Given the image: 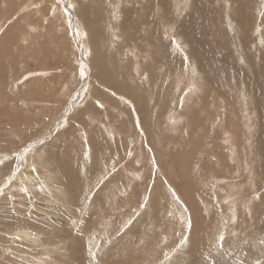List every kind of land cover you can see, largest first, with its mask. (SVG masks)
<instances>
[{
    "label": "rangeland",
    "instance_id": "rangeland-1",
    "mask_svg": "<svg viewBox=\"0 0 264 264\" xmlns=\"http://www.w3.org/2000/svg\"><path fill=\"white\" fill-rule=\"evenodd\" d=\"M263 2L264 0H253L254 8L252 10L258 9L257 12L259 13V8L264 6V4H261ZM193 4L195 5L194 0H0V15L8 12V20L0 21V27L3 29L2 31L0 30V95L7 96L9 91H12L19 96L20 101V104H17V98L10 100L9 103L14 106L11 113L14 111L15 115L12 113V117L5 120L0 119V264H21L22 261H26L29 264H44L47 261L46 258L41 259L44 247L51 248L50 256H53L52 262L54 263L50 262L49 264L80 263L78 256L75 255V252H72L74 251L73 247L76 245L74 241L76 239L75 234L73 239V234H71V231L69 233L66 227L71 224L78 225L83 221H77V212L73 210L74 205L79 203L80 199H82L80 203L82 205L86 195H83L82 190L78 189L81 187L80 184L82 185L79 168L89 172L90 169L93 170L94 168L93 163L99 161H102L104 165H108L107 170L109 172L106 174L102 172L99 180L90 183L94 189L91 195L87 196L88 198L85 197L87 204V207L83 210L85 216L88 217L87 213H90V205L94 204L93 200L96 194L100 195L101 191L109 186L117 188L118 190L116 191H120L121 195L130 194L128 195L127 205L130 210L129 217L122 223L121 220H118V223H121V227L118 225L117 231L112 232V234L110 230L107 235L108 238H105V241L103 240L100 243L101 251L104 254L108 252V247L111 246L110 249H116L117 246H122L124 242L131 240L137 235V231L141 225H144L143 223L146 222L145 226H148L150 219V193L154 188L160 189L162 187L161 189L164 190L162 195L165 193L166 196L170 197L167 206L164 203L163 205L168 211V215L170 214L171 219H176L184 225L190 223L187 216H183L181 210H178L180 198L174 194L175 188L172 186L174 182L171 179L169 181L160 180V178L164 177V173L159 163L164 162L165 169H167V166L170 168L172 165L166 160L167 157L165 156H167L171 148L173 150L180 148L176 141L177 137L187 135L186 137L190 138L191 130H193L190 124H194V122L186 119L185 115H181L183 114L182 111L187 108L192 110L200 102L206 101L199 96L202 93L205 94L204 91L207 92L211 99L217 98V95L210 91L212 87L207 79L192 75L195 67L192 66L191 47L185 36L180 32L181 24H187L188 17L196 12V7ZM205 4L211 8L218 25L221 24L222 32L227 37L229 48L232 50L235 44L234 51L237 46H241L244 49L240 40L242 36H240L239 17H236L233 12H237L238 4L230 1V8L226 10V3H220L218 0H205ZM112 5L114 6L113 9ZM94 7H96L95 10ZM39 10L40 14L33 17ZM191 11L193 12L191 13ZM229 14L234 17L232 27L229 23H224L228 20L226 15L229 16ZM160 15L162 17L159 19ZM23 17H26L28 22L33 19L34 26L40 27L39 32H33L27 22L23 23ZM2 22L6 24L3 26ZM18 27L21 29V34L17 36ZM127 27L129 28L127 29ZM172 31L175 32L173 33ZM168 33H172V36ZM175 34L177 39L182 41L177 42ZM159 39L162 41L160 42ZM255 39L256 37L253 43L257 45ZM115 42L117 43L115 44ZM178 43L181 44V48L178 47ZM254 44H247L245 50L249 52L247 53L246 51V56L251 57L254 55H251L254 51L253 47H256ZM174 47L179 49L177 48V50ZM158 49H162L160 50L161 54L155 56V51ZM178 51H180V55ZM233 56L236 60L240 57ZM184 57L187 58L185 59ZM245 58L247 59V57ZM175 60H179L180 65L182 64L183 66L178 65L179 62ZM196 64L198 66V62ZM153 67L155 68V78L153 77L154 83H151V85L152 78L147 77L151 70L150 68ZM98 68L100 69L99 72ZM81 71L85 75H81ZM189 71L191 73H188ZM113 72L115 73L113 74ZM100 73L108 78L106 81L112 82L113 89L98 79ZM176 74H185L186 76L189 74L190 80H180L172 76ZM135 77L138 78L140 85H133L130 82V85L127 86L129 89H124V85H117L118 83L114 82L126 83ZM111 78L113 81H110ZM176 84H179V87H176ZM232 84L234 85L235 83L225 84L226 92H230ZM220 85L223 86V83H220ZM130 87L135 89L134 94L130 93ZM150 87L153 89L155 87V90L160 88L159 90L161 91L157 94L149 93ZM166 90L168 92L166 98L160 97V92L164 93ZM184 92H189L190 94L185 95ZM21 100L25 103H22ZM40 100L46 101L41 102ZM182 101L185 103L184 105ZM237 102V100L234 101V105L231 106L234 111V117L232 118L234 130L230 133V138H227L221 128V125H223L222 121L219 118L214 119V134L207 131V128H210L212 132L210 126L212 122L203 128L204 140L198 147V155H203L205 158V161L203 159L200 160L204 161L203 163L201 162L202 167L205 166L206 161L210 163L212 159L215 160L213 166H217L219 171H223L221 169L223 163L231 169L230 180L228 181L225 180L223 182L221 178L215 180L211 176H209L210 179L208 178V182L214 188L217 190L222 188L220 192L225 197L230 194L231 184L234 185L237 182H242L243 190H248L250 181L247 172H249L248 170L250 172L254 170V174L259 175L261 183L259 184L258 180L255 179L251 180L255 190L254 194L257 197L252 203L247 200L246 195L243 197L246 205L249 206L248 208L242 203H229L227 199L223 200V198L217 196L216 210L214 209L216 212L213 209L211 210L209 205L205 209L209 216H213L219 211L222 225L218 229L224 238L223 242L220 240L221 235L219 234L215 246H208L203 239L199 238L198 232H195L196 237L188 232L187 236L186 234H184L185 237L183 236V238L181 236L182 239L177 243L178 245L176 244V237H174V249H170L167 252L162 249L158 262L151 264H166L170 260H174L176 255L180 258L181 253L185 254V256L187 254L189 257V252L193 249L198 255H207L206 257L211 261V264H264V175H261V172L264 173L262 169L264 166V153H262L264 152V147H262L260 141L257 142V139L252 137V134H255V129L259 131L260 136L262 129L264 131V126L256 119H254L255 123L249 122L251 120L250 117L245 119L244 115L249 113L246 110L248 106L245 103L240 104ZM149 104L152 107H154V104H160L163 107L157 108L158 105H156L157 107L155 106L153 109ZM171 109H176V111L174 110L173 118H170L172 111L171 114L168 112ZM22 111L25 112L23 113ZM250 112L252 113L253 111L250 110ZM186 114L190 115L191 113L186 111ZM219 114L224 116V112H219ZM179 117L186 121H182L179 124L178 120L179 126H176V130L170 128V124H172L170 122L174 121L175 118L179 119ZM151 118L153 119L151 120ZM4 124L6 127L8 126V129H6ZM185 129L186 132L184 131ZM67 132L68 134H66ZM196 133H198V130ZM3 134L4 136L2 137ZM143 134L145 139L142 142L141 135L143 136ZM192 135L194 134L192 133ZM170 137L173 140L171 142L169 141ZM75 140L77 141L75 142ZM174 141H176L175 144L173 143ZM141 147L143 151L142 165L145 173L144 181H147L150 186L146 185V182H142L145 185L140 183V190L137 189L139 184L137 183L136 188L131 190L129 183H126L127 185L123 183L138 178H135L136 175L133 173H130V177L129 173L124 172L126 165L125 168L123 167L129 161L132 162L133 168L141 165L135 163L138 155L135 152L139 151ZM220 149L225 151L224 153L227 156H224L228 159H223V156L219 157L216 150L221 151ZM112 154L115 155L112 156ZM177 155L178 153L174 152V159H176ZM183 156H185L184 159L186 160L184 166L187 164L185 166L187 168L189 155L186 153ZM172 157L173 155L169 156L170 160ZM21 167L22 173L19 175L23 176L24 174L29 180L24 177L22 179H25V181L15 179L17 177L16 171ZM44 169L46 171L48 169L52 170L51 172L47 171V178H43L46 175V173H43ZM171 170L170 175L176 178L174 176L177 175L176 170ZM181 170L183 172V169ZM209 171L213 173L212 169ZM127 177L130 179H127ZM112 180H115L117 185ZM139 182H141V179H139ZM120 187L123 188V191L120 190ZM86 189L89 191L90 187ZM213 192L214 189H212ZM125 201L126 199L122 196L112 199V208L114 206L124 208ZM117 202L121 204L117 205ZM145 204L148 205L146 206ZM181 206L183 207V205ZM188 206H184V211L189 216L190 209ZM103 214L107 215V219L110 218L107 213L104 212ZM255 214L258 215L256 216ZM144 215L145 217H143ZM116 218L120 219L119 216ZM100 221L101 219L99 218ZM109 223V220H107L106 227ZM158 224L162 225L161 223ZM62 227L63 230L61 231ZM28 229L36 232L35 234H37L41 243L25 241L24 238H19L12 234L14 231L16 233L18 230ZM232 229L235 232L231 233ZM128 230L131 232H128ZM105 231H107V228L102 233H105ZM91 234L86 235V239L95 237L94 234ZM167 236H164L165 240L169 238ZM255 239L257 242L254 241ZM72 244L73 246H71ZM179 248L181 249L180 251ZM31 250L33 254L39 256L34 261L23 258L25 255V257H28ZM202 252L205 253L203 254ZM194 259H197V255H193L188 263L196 264ZM81 260L82 263L83 257ZM173 264H184V262Z\"/></svg>",
    "mask_w": 264,
    "mask_h": 264
},
{
    "label": "bare ground",
    "instance_id": "bare-ground-1",
    "mask_svg": "<svg viewBox=\"0 0 264 264\" xmlns=\"http://www.w3.org/2000/svg\"><path fill=\"white\" fill-rule=\"evenodd\" d=\"M104 1V0H103ZM191 1V0H190ZM220 3H226V9H229V3L230 1L236 2L238 4V10L237 12H234V15L236 17H239V26H240V31H241V43L242 46L244 47L241 48V46H237V48L234 51V47L236 46L235 44L233 45V49L231 50V48H229L228 41H227V37L226 35L224 36L223 32H222V28H221V24L218 25V22L215 19V16L213 15L214 13L211 11V8L209 7V5L207 6V4H205V0H194L195 2V7H196V12L194 13V15L189 16L188 17V22L187 24L182 23L180 26V32L182 33V35L185 36V39L188 41V44H190L191 47V54L190 56H192V66L195 67L194 69V73L192 74L194 77L200 76L202 79H207L208 82L210 83V86L212 87V89L210 90L212 93L217 95V98L211 99L209 97V95L207 94L206 91H204L205 94H200L199 96L203 99H205L206 101H202L199 103L198 106H194L192 110H190L189 108L185 109L184 111H182L183 114L181 115H185L186 119L190 120L191 122H194V124H190L192 125L193 130L192 133L194 135H192V133H190V138L186 137V136H178L176 141L177 144L180 145V148L178 150H173L172 148L168 151L167 159L169 161V163L172 165L170 166V168L167 166V169H165V164L164 162H160L159 164L162 166H160L162 172L164 173V177L160 178V180H165V181H169V179H171L174 184L172 186H174L175 188V192L174 194L177 195V197L179 196L180 198V202L178 205V210H181V213H183V216H187L188 220L190 223H187V225H184L182 222H179L176 219H171V217L168 215V211L166 210V208L164 207L163 203L167 206L168 201L170 200V197L166 196V194L164 193L162 195V193L164 192L163 189H155L150 193V203H149V213H150V219H149V223L148 226H145L146 222L143 223L144 225H141V227L138 229L137 231V235L134 236L131 240L127 239L128 242H124V244L121 246H117L116 249H110V247H108L109 249L108 252H106L105 254L101 251V242L105 239L108 238L107 235L111 230V234L112 232L117 231V226L120 225L121 227V223L123 221H125L130 214V210L128 209L127 205H128V195H130L129 193L127 195H121L120 191H116L118 190L117 188H113V186H109L108 188H106L105 190L101 191L100 195L96 194V197H94V204L91 206L90 205V213H87V216H85V212L83 211L85 207H87L86 204V199L85 197L89 196V194L91 195L92 190L94 189V187H92V185H90L91 182H96L97 180L100 179V176L103 172V174L109 172L107 170V166L108 165H104L102 163V161L100 162H95L93 163L94 168L93 170L90 169L89 172H85L83 170H81L79 168L80 171V178H81V183L80 184L81 187H79L78 189L82 190V194H86L83 200L82 205L81 200H79V203L75 204L73 210H76L77 212V221L78 220H83L81 221V223H79L78 225L75 224H71L70 226L66 227V230L71 231V234H73V239H74V234H75V238L74 241L76 242L75 247H73L72 252H75V255L78 256L79 258V264H151L153 262H158V258L161 257V250L163 249L165 252L169 251L170 249H174V237H176V244L181 241L180 239L183 238V236L185 237L184 234H186V236L188 235L187 233L189 232L190 234H193L196 237L195 232H198L199 238L203 239L206 243V245L208 246H215V244L217 243L218 240V235L219 233V229L222 225V222L220 221L221 216L219 211H217V213L210 215L206 213V209L205 207L207 205H209L211 207V210L216 208V197L220 196L221 198H223V200H228L229 203L233 202H237V203H242L244 204L246 207L249 208L248 205H246L245 201H244V196H247V200H249L250 203H252L255 199L256 194L255 190L253 188V185L251 183V180H258V183H260L259 181V175L258 174H254V170L252 172H250V170H248L249 172H247V176L248 179L250 181L249 183V187L248 190H243V183H236V184H231V189L230 190V194L227 195V197L222 196V193L220 191H222V188H219V190H217L216 188H214L213 185H211L208 180L210 179L209 176L213 177L215 180L217 179H222L223 182L225 180H230V171L231 169L224 164L223 162V167L221 169H223V171H219L217 169V166L214 167L213 164L215 163V160L211 159V162L205 163V166H201V162L203 163L205 161L204 156H200L198 155V147L202 144L203 140H204V126L206 127L207 124H209L210 122H212L210 124L211 128H212V132L210 128H207L208 133L214 134V128H213V122L214 119L216 120L217 118H219L223 125H221V128L223 130V132L226 134L227 138H230V133L233 132L234 130V125L232 124V118L234 117V111L233 108L231 107L234 101H238L240 104L245 103L246 106H248V108L246 109L249 113H246L244 115V118H249L251 120H249L250 123H255L257 120L258 122L262 123L264 126V6L259 8V13L257 12L258 9H254V4L252 3L253 0H218ZM159 2V1H158ZM165 2V1H164ZM174 2V1H173ZM184 3V2H183ZM102 4V3H101ZM108 4V3H107ZM190 4V3H189ZM262 5L264 4L261 3ZM98 5V4H96ZM232 5V3H231ZM113 6V5H112ZM164 6V5H163ZM178 6V5H177ZM111 7V6H110ZM165 7V6H164ZM96 7H94L95 10ZM114 8V6L112 7V9ZM178 8V7H177ZM191 8H193V6H191ZM166 9V8H165ZM194 9V8H193ZM28 10V9H26ZM62 10V9H61ZM164 10V9H163ZM165 11V10H164ZM180 11V10H179ZM220 11V10H219ZM70 12V11H69ZM89 12V11H88ZM96 12V11H95ZM178 12V11H177ZM193 11H191L192 13ZM231 12V11H230ZM93 13V12H92ZM238 13V14H237ZM40 14V10L37 11L36 14L33 15V17H36ZM225 14V13H224ZM86 15V14H85ZM95 15V14H93ZM97 15V14H96ZM95 15V16H96ZM8 16V12L6 14L0 15V21L7 19ZM99 16V15H98ZM222 16V15H221ZM220 16V17H221ZM91 17V16H90ZM162 17V15L159 16ZM227 19L224 23H229L232 27V23L234 24V17L231 16L229 14L226 15ZM98 18V17H97ZM100 18V17H99ZM33 19H31L30 22H28V20H26V17H23V23L27 22L30 26H31V30L33 32H39L38 30L40 29L39 26H34V23L32 22ZM94 20V19H93ZM117 20V19H116ZM110 21V20H109ZM44 22V21H43ZM90 22V21H89ZM95 22V21H94ZM103 22V21H102ZM177 23V22H175ZM4 24H6L5 22H2V25L4 26ZM180 24V23H179ZM18 25V24H17ZM2 26V27H3ZM96 26V25H95ZM237 26V25H236ZM234 27V25H233ZM82 28V27H81ZM129 27H127L128 29ZM83 29V28H82ZM81 29V30H82ZM110 29V28H109ZM0 30L2 31L3 29L0 27ZM13 30V29H12ZM11 30V32H12ZM16 30V29H15ZM19 32L16 34L17 36L19 34H21V29L20 27H18ZM95 30V29H94ZM133 30V29H132ZM131 30V31H132ZM113 31V30H112ZM130 31V32H131ZM139 31V30H138ZM90 32V31H89ZM165 32V31H164ZM173 32V31H172ZM175 32V31H174ZM173 32V33H174ZM111 33V32H110ZM23 34V32H22ZM167 34V33H166ZM169 34V33H168ZM172 34V33H171ZM169 34V35H171ZM94 35V34H93ZM168 35V37H170ZM174 35V34H173ZM179 35V34H178ZM14 36V35H13ZM113 36V35H112ZM172 36V35H171ZM176 36V34H175ZM104 37V36H103ZM115 37V36H114ZM164 37V36H163ZM218 37V38H217ZM256 37V41H257V45L256 43L254 44V38ZM177 39V36L175 37ZM184 38V37H183ZM248 40H247V39ZM54 39V37H53ZM167 39V38H166ZM165 39V40H166ZM148 40V39H147ZM171 40H173L171 38ZM234 40V39H233ZM160 41V39H159ZM162 41V40H161ZM160 41V42H161ZM169 41V40H168ZM175 41V40H174ZM178 41H182V40H176ZM175 41V42H176ZM184 41V40H183ZM119 42V41H118ZM145 42V40H144ZM151 42V41H150ZM117 42H115L116 44ZM124 43V42H123ZM157 45L158 42L156 41ZM172 43V42H171ZM180 43V42H179ZM178 43V44H179ZM248 43H252L254 45H256V47H253V52L251 55L253 56H246V46ZM1 44V43H0ZM89 44V43H88ZM114 44V45H115ZM145 44V43H144ZM150 44V43H149ZM155 44V42H154ZM162 45V43H160ZM174 44V43H172ZM177 44V43H176ZM175 44V45H176ZM231 44V42H230ZM156 45V44H155ZM168 45V44H167ZM174 45V46H175ZM239 45V43H238ZM116 46V45H115ZM181 44H179L178 47H180ZM90 47V46H89ZM98 47V46H97ZM107 47V46H106ZM113 47V46H112ZM163 47V46H162ZM170 47V45H169ZM178 47H174V48H178ZM251 47V46H250ZM249 47V48H250ZM168 48V47H167ZM181 48V47H180ZM183 48V47H182ZM187 48V46H186ZM184 47V49H186ZM248 48V49H249ZM252 48V47H251ZM86 49V48H85ZM88 49V48H87ZM155 49V48H154ZM169 49V48H168ZM175 49V51H176ZM179 49V48H178ZM177 49V50H178ZM160 50L162 49H158L155 51V56H159ZM27 51V50H26ZM183 51V50H182ZM234 51V52H233ZM28 52V51H27ZM89 52V50H88ZM177 52V51H176ZM176 52H174L176 54ZM179 55H180V51ZM249 51H247L248 53ZM173 53V54H174ZM136 54V53H135ZM139 54V53H138ZM145 54V53H144ZM184 54V53H183ZM93 55V54H92ZM149 55V54H148ZM166 55V53H165ZM177 55V54H176ZM175 55V56H176ZM240 56L238 60H236L234 58V56ZM146 56V55H145ZM164 56V55H163ZM178 56V55H177ZM182 56V55H181ZM189 56V58H190ZM170 57V56H169ZM194 57V58H193ZM247 57V59L245 58ZM85 58V56H84ZM83 58V59H84ZM152 58V57H151ZM172 58V57H171ZM170 58V59H171ZM177 58V57H176ZM185 59L187 57H184ZM183 58V59H184ZM87 59V57H86ZM153 59V58H152ZM178 59V58H177ZM182 59V58H181ZM197 59V60H196ZM28 60V59H27ZM82 60V59H81ZM162 60V58H161ZM190 60V59H189ZM174 61V60H173ZM176 61V60H175ZM183 61V60H181ZM188 61V60H187ZM176 62H179V60H177ZM173 62V63H176ZM198 62V66L197 63ZM151 63V62H150ZM164 63V62H163ZM168 64V62H166ZM88 64V63H87ZM155 64V63H154ZM178 64V63H177ZM175 64V65H177ZM165 65V64H163ZM171 65V64H170ZM180 65V62L179 64ZM180 66H183L182 64ZM178 66V67H180ZM191 66V65H190ZM189 66V67H190ZM191 66V67H192ZM169 67V66H168ZM175 67V66H174ZM193 67V68H194ZM97 69V68H96ZM151 70L149 71V75L147 78H152L150 84L154 83V70L155 68H150ZM173 69V68H172ZM181 69V67H180ZM183 69V68H182ZM189 69V68H188ZM83 71H85L84 69H82ZM191 70V69H190ZM83 71L81 75H85L83 74ZM100 71V69L98 68V72ZM126 71V70H125ZM187 71V70H186ZM76 72V71H75ZM185 72V70H184ZM85 73V72H84ZM115 72H113L114 74ZM188 73H191V71H189ZM145 74V73H142ZM112 75V74H111ZM181 75V74H180ZM179 74L176 75H172L173 77H176L177 79L180 80H190L189 79V74H187V76L185 74H182L180 76ZM84 77V76H83ZM102 77V78H101ZM154 77V78H153ZM133 78V77H132ZM74 79V78H73ZM98 79H100L104 84H106L108 87L110 86L111 89L112 88V82L106 81V78L104 75H102L100 73ZM129 80V79H128ZM69 81V80H68ZM110 81H113V79L111 78ZM219 81H221L220 83H223V86L220 85ZM116 83H118L117 85L121 84L124 85V89H129L127 86H129L130 82L134 84H139L138 82V78H134V79H130L128 82L126 83H120L118 81H114ZM235 83L234 85H231V89L230 92H226V86L225 84H230V83ZM225 83V84H224ZM151 84V85H152ZM158 84V83H157ZM65 85V84H64ZM150 85V86H151ZM160 85V84H159ZM176 87H179V84L175 85ZM56 87V86H55ZM134 87V86H133ZM194 87V85H193ZM62 88V87H61ZM131 88V87H130ZM141 88V87H140ZM151 89L148 91L149 93H155L157 94L159 91V89L155 90L152 87H150ZM157 88V87H156ZM195 88V87H194ZM49 89V88H48ZM147 89V88H146ZM62 90V89H61ZM60 90V91H61ZM140 90V89H139ZM109 91V90H108ZM135 89L131 88L130 93L134 94ZM1 93V92H0ZM55 93V92H54ZM68 93V92H67ZM141 93V92H140ZM167 90L163 93L160 92L159 96L160 97H165L167 96ZM170 93V92H169ZM66 94V93H65ZM144 94V93H143ZM185 95H189V92H184ZM145 96V95H144ZM143 96V97H144ZM156 97H158L157 95H155ZM169 96V95H168ZM141 97V96H140ZM146 97V96H145ZM17 98V104H20L19 101V96L15 95L12 91H9V93L7 94V96L4 95H0V119H6L9 117H12L13 115H11V110L14 108V106L12 105V103H9L10 100H13ZM148 97H146L147 99ZM153 98V97H152ZM144 99V98H143ZM145 99V100H146ZM154 99V98H153ZM152 99V100H153ZM53 100V98H52ZM149 100V98H148ZM24 101V99H23ZM21 100L22 103H25ZM41 102H45L46 100H40ZM57 101V100H56ZM129 101V100H128ZM127 101V102H128ZM16 102V101H15ZM237 102V103H238ZM149 103V102H148ZM27 104V102H26ZM182 104L184 105L185 103L182 101ZM24 105V104H23ZM22 105V106H23ZM150 105V104H149ZM158 105V107L156 106ZM55 106V105H54ZM152 107V105H150ZM159 108L160 104H154V107ZM219 106V107H217ZM24 107H26L24 105ZM154 107H152L154 109ZM163 107V106H162ZM222 109H221V108ZM22 108V107H20ZM134 108V107H132ZM226 108V109H225ZM27 109V108H26ZM148 109V108H147ZM165 109V108H163ZM15 110V109H14ZM30 110V109H29ZM149 110V109H148ZM147 110V112H148ZM161 110V108H160ZM169 110V109H168ZM176 111V109H174ZM174 110L171 109L172 114L170 116V118H173L174 115ZM190 110V111H189ZM225 110V111H224ZM242 110V109H241ZM253 111L252 113L250 112ZM19 111V109H18ZM129 111V110H128ZM155 111V110H154ZM159 111V110H158ZM163 112V110H161ZM187 112H190L191 114L188 115L186 114ZM20 112V111H19ZM23 112V111H22ZM25 112V111H24ZM23 112V113H24ZM51 112V111H50ZM144 112V111H142ZM146 112V111H145ZM161 112V113H162ZM219 112H224V116L219 114ZM28 113V112H27ZM137 113V112H136ZM153 113V112H152ZM158 113V112H157ZM165 113V112H164ZM242 113L244 114V111L242 110ZM14 114V113H13ZM125 114V113H124ZM156 114V111H155ZM166 114V113H165ZM169 114V113H168ZM223 114V113H222ZM15 115V114H14ZM21 115V114H20ZM42 115V114H41ZM47 115V114H46ZM53 115V112H52ZM126 115V114H125ZM138 115V114H137ZM163 115V114H162ZM55 116V115H54ZM127 116V115H126ZM223 116V117H221ZM238 116V114H237ZM56 117V116H55ZM59 117V116H58ZM154 117V116H153ZM169 117V116H168ZM175 117V116H174ZM124 118V117H123ZM159 118V117H158ZM166 118V116H165ZM169 118V119H170ZM11 119V118H10ZM16 119V118H15ZM14 119V122H15ZM126 119V118H125ZM153 118H151L152 120ZM160 119V118H159ZM168 119V118H167ZM254 119H256V121H254ZM12 120V119H11ZM10 120V121H11ZM25 120V119H22ZM44 120V119H43ZM139 120V118H138ZM165 120V119H164ZM174 120V119H172ZM176 120V121H175ZM174 121H171L170 124L171 127L170 128H174L176 130V126L178 125V120H179V124H181L182 121H186L184 120L182 117H179V119L175 118ZM234 120V119H233ZM38 121V120H37ZM92 121V120H91ZM94 121V120H93ZM123 121V120H122ZM128 121V120H127ZM155 121V120H154ZM8 122V121H7ZM13 122V121H11ZM33 122V121H32ZM35 122V121H34ZM62 122V121H61ZM138 122V121H137ZM10 123V122H8ZM36 123V122H35ZM50 123V122H49ZM60 123V122H59ZM129 123V122H128ZM140 123V122H139ZM143 123V122H142ZM169 123V122H168ZM16 124V123H15ZM167 124V123H166ZM257 124V123H256ZM5 125V124H4ZM9 125V124H8ZM14 125V123H13ZM29 125V124H28ZM54 125V124H53ZM62 125V124H61ZM146 125V124H145ZM155 125V123H154ZM169 125V124H167ZM166 125V126H167ZM22 126V125H21ZM60 126V125H59ZM128 126V125H127ZM150 126V125H149ZM153 126V125H152ZM179 126V125H178ZM257 126V125H256ZM4 127V126H3ZM6 127V125H5ZM16 127V126H15ZM85 127V126H84ZM191 127V126H190ZM261 127V126H260ZM259 127V128H260ZM28 128V127H27ZM155 128V127H154ZM178 128V127H177ZM191 128V129H192ZM264 128V127H263ZM6 129H8V126L6 127ZM72 129V128H71ZM140 129V128H139ZM143 129V128H142ZM151 129V128H150ZM156 129V128H155ZM167 129V128H166ZM190 129V128H189ZM188 129V130H189ZM4 130V128H3ZM130 130V129H129ZM165 130V129H164ZM187 130V131H188ZM198 130V133H196V131ZM19 131V129H18ZM22 131V129H21ZM20 131V133H21ZM81 131V130H80ZM143 131V130H142ZM150 131V130H149ZM186 132V129L184 130ZM255 134H252V137H255V139H257V142H261L262 147H264V131L262 129V131L260 132V136H259V131L258 130H254ZM10 132V131H9ZM15 133H17L16 131H14ZM13 132V133H14ZM27 132V131H26ZM152 132V131H151ZM158 132V131H157ZM184 132V135H185ZM2 133V132H1ZM7 133V132H5ZM14 133V134H15ZM119 133V132H118ZM155 133V132H154ZM176 133V132H175ZM223 133V134H224ZM24 134V133H23ZM68 134V132L66 133ZM72 134V133H71ZM125 134V133H124ZM131 134V133H130ZM145 134V131H144ZM144 134L143 136L141 135V140L143 142L144 138ZM163 134V133H162ZM183 134V133H181ZM149 135V134H148ZM4 136V134L2 135V137ZM69 136V135H68ZM130 136V135H129ZM175 136V135H174ZM66 137V136H65ZM70 137V136H69ZM68 137V138H69ZM101 137V136H100ZM149 137V136H148ZM71 138V137H70ZM153 138V137H152ZM171 138V137H170ZM24 139V138H23ZM105 139V138H104ZM210 139V138H209ZM227 139V140H228ZM8 140V139H7ZM62 140V139H61ZM103 140V139H102ZM106 140V139H105ZM172 138L169 139V141L171 142ZM70 141V140H69ZM77 140H75L76 142ZM154 141V140H153ZM173 141V140H172ZM174 141L173 143L175 144ZM8 142V141H6ZM19 142V141H18ZM91 142V141H90ZM242 142V141H241ZM9 143V142H8ZM23 143V142H22ZM118 143V142H117ZM161 143V142H160ZM163 143V142H162ZM166 143V142H165ZM211 143V142H210ZM112 144V143H111ZM242 144V143H241ZM8 145V144H7ZM12 145V144H11ZM169 145V144H168ZM172 145V144H171ZM252 145H254V143H252ZM222 146V145H221ZM240 146V145H239ZM51 147V146H50ZM169 147V146H168ZM149 148V147H148ZM154 148V147H152ZM163 149V148H162ZM221 151L216 150V153L219 155V157H222L223 159H228L227 157H225L224 155H226L224 152L222 151V149H220ZM254 150V149H253ZM262 150V149H260ZM264 150V148H263ZM134 151V150H133ZM215 151V150H214ZM31 152H33V150H31ZM36 152V151H35ZM174 152H177L178 155L176 157V159H174ZM196 152V154H195ZM209 152V151H208ZM34 153V152H33ZM142 147L140 148V150L136 151L135 154L137 155V159L135 160V163L137 165H140L139 167L133 168L132 167V162L129 161L128 163L124 164L126 165V170L124 172L129 173H133L136 175L135 178H138L136 180L132 179L128 182L123 183L124 185H127L126 183H129L131 186L129 188H131V190H134L136 188L137 183V189L141 190V185L140 183L142 182H146V185H148L147 181H144V166L142 165L143 163V157H142ZM159 153V152H158ZM188 154V160H189V165L187 166V168H185L184 163H185V156H183V154ZM213 153V152H212ZM264 153V152H262ZM37 154V153H36ZM42 154V153H41ZM204 154V153H203ZM209 154V153H208ZM8 155V154H7ZM38 155V154H37ZM111 155V154H110ZM115 155V154H114ZM112 154V156H114ZM135 155V156H136ZM159 155V154H158ZM161 155V153H160ZM170 155H173V157L169 158ZM205 155V154H204ZM221 155V156H220ZM76 156V155H75ZM164 156V155H163ZM208 156V155H207ZM227 156V155H226ZM40 157V156H39ZM124 157V155H123ZM157 157V156H156ZM115 158V157H114ZM26 159V158H25ZM42 159V158H41ZM201 159H203L204 161H200ZM40 160V159H39ZM62 160V159H61ZM124 160V159H123ZM222 160V159H219ZM4 161V160H3ZM231 161V160H230ZM26 162V161H25ZM49 162V161H48ZM196 163V164H195ZM232 163V162H231ZM122 164V165H123ZM263 164V163H262ZM92 165V166H93ZM79 166V165H78ZM182 166V167H181ZM261 166V164H260ZM198 167H200V169H198ZM247 167V166H246ZM204 168V169H202ZM219 168V167H218ZM251 168V167H250ZM74 169V168H73ZM114 169V168H113ZM172 169V170H171ZM174 169L176 170L177 175H174L176 178L172 177L170 175V170L174 171ZM183 169V172L182 170ZM212 169L213 173H211L209 170ZM247 169V168H245ZM262 169L264 170V166L262 167ZM9 170V169H8ZM22 167L16 171V180H21L23 177L26 178V180H29L28 177L24 176H20L19 174L22 173ZM49 170V169H48ZM47 170V171H48ZM116 170V169H115ZM46 169H44L43 173H46L45 176H43V178H47L48 173H47ZM50 171V170H49ZM52 171V170H51ZM50 171V172H51ZM118 171V170H117ZM119 172V171H118ZM120 174V173H118ZM124 175V174H123ZM242 175V174H241ZM261 175H264V173L261 172ZM104 176V175H103ZM232 176V175H231ZM131 177V176H130ZM148 177V176H147ZM233 177V176H232ZM52 178V177H51ZM209 178V179H208ZM31 179V178H30ZM122 179V176H121ZM127 179H130L129 177H127ZM139 179H141V182H139ZM149 179V177H148ZM8 180V179H7ZM55 180V179H54ZM170 180V181H171ZM22 181H25V179H22ZM115 184V180H112ZM5 182V181H4ZM53 182V181H52ZM257 182V181H256ZM255 182V183H256ZM3 183V182H2ZM142 183V184H144ZM39 185V184H38ZM117 185V184H116ZM145 185V184H144ZM143 185V186H144ZM152 185V183H151ZM170 185V184H169ZM37 186V185H36ZM142 186V187H143ZM150 186V185H148ZM153 186V185H152ZM164 186V185H163ZM247 186V185H246ZM4 187V186H3ZM87 187H90L89 191L86 189ZM92 187V188H91ZM217 187V186H216ZM12 188V187H11ZM14 188V187H13ZM18 188V187H17ZM54 188V187H53ZM169 188V186H168ZM167 188V189H168ZM39 189V188H36ZM212 189H214V192L212 193ZM120 190L123 191V188L120 187ZM126 190V189H125ZM124 190V191H125ZM145 190V188H144ZM166 190V188H165ZM170 190V189H169ZM1 191V190H0ZM49 191V190H48ZM116 191V192H115ZM146 191V190H145ZM57 192V191H55ZM170 192V191H169ZM51 193V192H50ZM167 193V192H166ZM136 194V193H135ZM171 194V193H170ZM52 195V194H50ZM142 195V194H141ZM167 195H169L167 193ZM259 195V194H258ZM48 196V195H47ZM55 196V195H54ZM57 196V195H56ZM122 196L124 197V199H126L125 201V207L121 208V206L116 207L114 206L112 208V199ZM171 196V195H170ZM174 197V196H173ZM28 198V197H27ZM88 198V197H87ZM144 198V197H143ZM148 198V196H147ZM259 198V196H258ZM257 198V199H258ZM146 199V198H145ZM163 200H165V202H163ZM262 200V199H261ZM58 201V200H57ZM114 201V200H113ZM135 201V200H134ZM173 201V200H172ZM88 203V202H87ZM136 203V202H135ZM89 204V203H88ZM117 205H120L121 203L117 202ZM124 204V202H123ZM178 204V203H177ZM146 205V204H145ZM148 205V204H147ZM146 205V206H147ZM183 205V207L181 206ZM189 205V206H188ZM104 206V207H102ZM124 206V205H123ZM184 206H188V208L190 209V215H186L185 207ZM191 206V208H190ZM171 207V206H170ZM142 208V207H141ZM148 208V207H147ZM173 209V208H172ZM254 209V208H253ZM5 210V209H4ZM216 210V209H215ZM214 210V211H215ZM250 210V209H249ZM252 210V208H251ZM87 212V211H86ZM107 213L108 215H110L107 219V215L103 214V213ZM115 212V213H114ZM143 212V211H142ZM174 212V211H173ZM180 212V211H178ZM177 212V214H178ZM189 212V211H188ZM216 212V211H215ZM153 213V214H152ZM139 214V213H138ZM180 214V213H179ZM259 214V213H258ZM257 214V215H258ZM149 215V214H148ZM174 215V214H173ZM182 215V214H181ZM256 215V214H255ZM256 215V216H257ZM120 217V219L116 218V217ZM136 216V215H135ZM177 216V215H176ZM175 216V218H176ZM180 216V215H179ZM39 217V216H38ZM113 217V218H112ZM145 217V215L143 216ZM148 217V216H147ZM181 217V216H180ZM99 218L101 219V221L99 222ZM105 218V219H104ZM134 218V217H133ZM136 218V217H135ZM139 218V217H138ZM142 218V217H141ZM179 218V217H178ZM177 218V219H178ZM184 218V217H183ZM182 218V220H183ZM94 219V221H93ZM48 220V219H47ZM89 220V221H88ZM107 220H109V224H107ZM118 220H121V223H118ZM88 221V222H87ZM96 221V222H95ZM133 221V220H132ZM138 221V220H137ZM87 222V224H86ZM89 222H91L89 224ZM18 223V222H17ZM49 223V222H48ZM161 223L162 225L158 224ZM8 224V223H7ZM77 224V223H76ZM260 224V223H259ZM258 224V225H259ZM89 225V226H88ZM88 226V227H86ZM125 226V224H124ZM123 227V226H122ZM199 227V229H198ZM234 227V225H233ZM48 228V227H47ZM107 228V231H105V233L102 231ZM240 228V227H239ZM99 229V230H98ZM122 229V228H120ZM29 230V231H28ZM28 230H18V232L12 233L14 234L16 237H21L24 238L25 241H30V242H36L41 243V240L38 238L37 234H35L36 232H33L32 230L28 229ZM58 230V229H57ZM63 230V227L61 229V231ZM231 230V229H230ZM60 231V232H61ZM53 232V231H52ZM128 232H131L130 230H128ZM127 232V233H128ZM235 232L234 229H232L231 233ZM65 233V232H64ZM92 233V234H91ZM59 234V233H58ZM88 234L93 235L95 237H92L86 239V235L88 236ZM132 234V233H131ZM236 234V233H235ZM11 236V234H9ZM8 235V236H9ZM13 235V236H14ZM53 235V234H52ZM135 235V234H134ZM165 235H168L169 238H164ZM221 235V234H220ZM61 236V234H60ZM59 236V237H60ZM65 236V235H64ZM167 236V237H168ZM182 236V238H181ZM222 236V235H221ZM229 236V235H228ZM12 237V236H11ZM67 237V236H65ZM242 237V236H239ZM260 237V236H258ZM6 238V237H5ZM130 238V236H129ZM263 238V237H262ZM9 239V238H8ZM123 239V238H122ZM189 240V238H187ZM66 240V239H65ZM196 240V239H195ZM57 241V240H56ZM105 241V240H104ZM216 241V242H215ZM240 241V239H239ZM256 241V239L254 240ZM223 242V241H222ZM257 242V241H256ZM260 242V241H259ZM14 243V242H13ZM12 243V244H13ZM16 244V243H15ZM36 244V245H37ZM59 244V243H58ZM57 244V245H58ZM63 244V243H62ZM74 244V243H73ZM73 244L71 246H73ZM14 245V244H13ZM35 245V246H36ZM43 245V244H41ZM60 245V244H59ZM178 245V244H177ZM104 246V245H103ZM212 246V247H213ZM12 247V246H11ZM181 247V246H180ZM189 247V246H188ZM217 247V246H216ZM223 247V246H222ZM221 247V248H222ZM72 248V247H71ZM224 248V247H223ZM226 248V247H225ZM9 249V248H8ZM50 247H44L43 248V257H41V259L46 258L47 261H45L44 264H49L50 262H52V258L53 256H50ZM206 249V248H205ZM5 250V249H4ZM181 249L179 248V251ZM225 250V249H223ZM35 251V250H34ZM214 251V249H213ZM221 251V250H220ZM53 252V251H52ZM55 252V251H54ZM175 252V251H174ZM224 252V251H222ZM203 253V252H202ZM205 253V252H204ZM203 253V254H204ZM225 253V252H224ZM2 254V253H1ZM213 254V253H212ZM20 255V253H19ZM25 255V254H24ZM193 255H197V259H194L196 261V264H211V261L206 257V256H202V255H198L197 252L193 249L189 252V257L185 256V254H180V258H178V256L176 255L174 260H170L169 262H167L166 264H173V263H179V262H184V264H189L188 262L190 261V259L192 258ZM224 255V254H223ZM21 256V255H20ZM26 256V255H25ZM23 257V258H27V260L30 261H34L35 259H37L36 254H33V251L31 250V253L28 257ZM225 256V255H224ZM39 257V256H38ZM83 257V262L81 263V259ZM73 258V257H72ZM77 258V257H76ZM76 258H74L76 260ZM56 259V258H55ZM222 259V258H221ZM73 261V260H72ZM21 262V260H20ZM29 264L26 261H22L21 264ZM54 263V262H52ZM51 263V264H52Z\"/></svg>",
    "mask_w": 264,
    "mask_h": 264
},
{
    "label": "snow or ice",
    "instance_id": "snow-or-ice-1",
    "mask_svg": "<svg viewBox=\"0 0 264 264\" xmlns=\"http://www.w3.org/2000/svg\"><path fill=\"white\" fill-rule=\"evenodd\" d=\"M223 239H224V238L221 236V237H220V240L223 241Z\"/></svg>",
    "mask_w": 264,
    "mask_h": 264
}]
</instances>
